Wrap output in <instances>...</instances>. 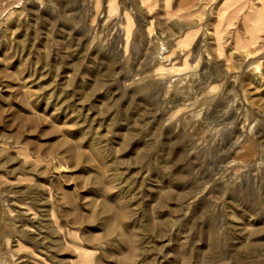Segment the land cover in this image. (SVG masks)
<instances>
[{
  "label": "rangeland",
  "instance_id": "1",
  "mask_svg": "<svg viewBox=\"0 0 264 264\" xmlns=\"http://www.w3.org/2000/svg\"><path fill=\"white\" fill-rule=\"evenodd\" d=\"M0 264H264V0H0Z\"/></svg>",
  "mask_w": 264,
  "mask_h": 264
}]
</instances>
